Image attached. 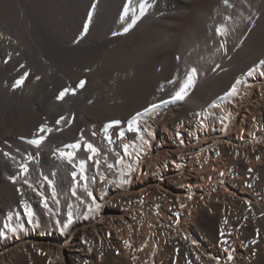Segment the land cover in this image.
<instances>
[{
    "label": "bare ground",
    "instance_id": "obj_1",
    "mask_svg": "<svg viewBox=\"0 0 264 264\" xmlns=\"http://www.w3.org/2000/svg\"><path fill=\"white\" fill-rule=\"evenodd\" d=\"M90 1L0 0V108L28 109L31 122L37 121L39 126L30 139L42 125L53 129L39 149L27 141L9 139L0 151V264H108V250L117 258L114 264H122V258L131 264L123 237L128 226L139 231L142 216L138 204L148 198L166 200L169 205L159 213L148 214L138 234L142 240L154 228L162 240L161 246L158 244L161 250L155 254L157 247L149 239L140 243L144 244L140 251H154L147 256V264L164 263L162 258L167 252L164 257L161 252L167 242L174 249L168 256L173 263L178 256L175 252L180 254L179 263L174 264H253L246 259L243 247L238 251L237 263L233 253L229 260L224 256L225 248L218 247L221 240L212 241L204 232L213 234L220 223L218 219L212 221L208 205L222 203H245L246 209L260 218L259 225L264 229V205L254 202L264 199V0H228L227 5L224 0H147L143 16L139 5L144 0H95L90 29L83 35L88 38L81 43L55 42L60 45L59 54L77 57L85 51L112 53L130 47L131 34L110 38L109 31L124 30L136 17L130 31H139L137 37H155L147 41L152 47L139 67L143 73L139 76L136 72L139 88L119 101L114 97L116 103L109 98L108 103L98 89L90 93V105L76 93L45 102L42 89L62 74L64 63L55 58L44 63L41 45L47 38L72 37L71 33H63L66 31L59 23L81 17V7ZM74 5L76 8H72ZM125 7L129 8L127 16ZM75 21L71 22L73 26ZM218 27L224 28V35L217 33ZM16 61L25 67L14 76H6V70ZM153 63H158V70L150 76ZM192 68L197 70L195 87L185 100L173 102V95ZM25 71L30 74L23 86L13 90L11 85ZM89 84L91 89L94 82ZM233 85L238 91L230 96ZM153 105L156 108L145 113ZM137 113L143 114L140 129L152 133L149 136L142 132L148 145L128 131ZM228 113L231 116L225 121V129L220 118ZM62 116L65 121L57 124ZM89 119L90 130L78 132V127ZM114 120L119 124L109 129V144L103 128ZM121 131L123 140L118 137ZM74 139L81 143L74 157L76 168L59 159L57 152L70 151L63 145ZM85 143L98 149L94 159L100 160L99 169L87 159L90 153L84 150ZM124 144L129 145L130 156L124 155ZM119 158L136 169L127 177L130 183L123 186L112 183L118 180L117 172L107 167ZM81 160L85 161L88 188L102 205L98 212L88 211L91 200L79 176L76 192L85 203L72 195V173L78 171ZM21 164L28 166L26 174L21 173ZM102 175L106 177L103 182ZM42 198L52 212L45 209ZM175 204L176 209L172 208ZM25 205L33 214L32 222L25 215ZM199 208L207 210L206 222L197 223ZM69 212L73 223L62 232L56 221L62 225ZM220 227L225 228L223 237L231 239V222ZM226 253L228 257L229 251Z\"/></svg>",
    "mask_w": 264,
    "mask_h": 264
},
{
    "label": "rangeland",
    "instance_id": "obj_2",
    "mask_svg": "<svg viewBox=\"0 0 264 264\" xmlns=\"http://www.w3.org/2000/svg\"><path fill=\"white\" fill-rule=\"evenodd\" d=\"M259 1H262V0H259ZM94 2H95V0H91L89 2V5L86 6L87 8L85 7L86 9L84 7H81V10L83 8V15H81V17H77V18L75 17L72 20V21H75L77 19L74 22V26L72 25V23H73L72 21H69L70 24L68 23L67 20H66V22L63 21L64 24H63V22L59 23L60 27L63 26L62 27L63 31H66L63 33H71L72 37L64 38V39H61L58 37H51L50 38V40L52 41L51 44H50L49 38H47L46 41H43L44 44L41 45L40 53L41 52L42 53L40 55L42 56L41 58H42V61L44 63L49 64V63H51V60H53L54 58L56 60L61 59L60 62H62V64L64 63V68L62 70V74L53 81L52 85L46 84L42 89L43 98H44L45 102H48L49 100L57 99L59 92L66 87L75 88V93L79 94L80 97H82L81 99L84 100L87 105H90V93L93 91H96V89H98L97 92H100L99 94L101 96H103V98L106 99L107 102L109 101V99H111L112 103H116L117 101L120 100V98H124L127 95H130L131 91L137 90L139 88L137 86H139V84H140V79H137V78L139 76H141V74L143 73L142 68H139V67H141V64L143 63V61H145L147 59V53L150 51V49H151L150 47H152V45L149 44L150 42L148 43L147 41L154 39L155 37H153V36L141 35V36L137 37V35H139V31H137L135 33V32H133L134 30H131V31L129 30L127 33H128V35L131 34L130 39L132 41V44L130 47L121 48V50L119 49L118 51H115L112 53L109 50H105L104 52H97V54L96 53H90V51H85L81 56H77V57H68V56L64 55L63 53L59 54L60 45L57 43L55 44V42L68 41V42L74 43L76 41H79L81 43V41H84L86 39L87 36L81 38L80 34L83 30V25L87 22L88 13L90 11L92 12V5H94ZM72 8H76L75 5ZM71 26H73V27H71ZM89 29H90V26H89ZM109 33H110V38L111 37L112 38H118V37L125 35V32L122 28L112 29L111 31H109ZM98 39L105 40L106 38L99 37ZM162 42H163V40L161 41V43ZM153 45H154V43H153ZM35 47H37V46L35 45ZM146 50H147V52H146ZM43 52H45V53H43ZM46 60L49 62H47ZM133 61H135V63H138V64H135ZM28 62H29L28 59L25 60V64H28ZM21 64H23L21 61L14 62V64L6 70V76H8V77L14 76L17 72L20 71V69H21L20 65ZM157 64L158 63H153L151 65L150 70L148 71L150 76H153L156 73V71L158 70ZM160 64L161 63H159V66H160ZM77 67H79V68H77ZM126 67H128V68L126 69ZM13 68L15 70H13ZM133 68H135V69H133ZM78 69H80V70H78ZM129 69L130 70L133 69V70L130 72ZM137 69H139V71ZM36 70L37 69H35V71ZM118 70H119V72H118ZM121 70H122V72H120ZM124 71H126V72H124ZM136 72H138L139 76L136 75ZM107 73H109V74H107ZM67 74H69V75H67ZM102 75H103V77L100 78V76H102ZM119 75L120 76L123 75V77L121 78ZM131 75H132V77H131ZM107 76H108V78H106ZM110 76H111V78H109ZM115 76H117V77H115ZM127 76H129L130 79H128ZM41 77H43V76H41ZM114 77H115V79H114ZM116 78H119L122 81L120 82V80H118ZM134 78L136 79L135 82H134V80H135ZM90 79H92V80L90 81ZM107 79H108V81H107ZM109 79H111V80H109ZM80 80L86 81L85 87L83 89L75 87L76 85H78ZM117 80H118V82H117ZM128 80H130V81H128ZM91 82H94V85L90 89L89 83H91ZM134 85H135V87H133ZM126 86L129 88H127ZM130 86H131V88H130ZM118 88H119V91L117 90ZM88 89H90V91H87ZM124 89H126V90H124ZM84 91L88 94H86ZM113 91H115V92H113ZM125 92H127V93H125ZM113 94H115V95H113ZM114 97L118 100L116 101L114 99ZM113 100H115V101H113ZM111 102H108V103H111ZM23 107H25V106H23ZM31 119H32V117L30 115V112L28 111V109H26V107L22 108V109H18V110H7L6 108H0V123H1L0 124V151L5 149L6 145L8 144L9 139H20L22 141H28L32 137V135L35 133V130L39 126L37 125V121L32 123ZM88 121H85L81 126L78 127V132H82L84 130H90V119ZM75 142H76V140L74 139L72 141L65 143L63 146L65 147V145L73 144ZM249 191L253 196V190L249 189ZM253 198H254V196H253ZM254 202H256V203L258 202L261 205H264L263 204L264 199H262V198L261 199L259 198L258 201L255 200ZM138 205L141 208L139 210L140 217L142 216V220H141L142 223L140 225H138L139 231L135 232L132 227L128 226L126 229V232L124 234V237H123V242L128 241L131 244V247H127L125 245L127 251L129 248V252H127V253H128V257L130 256L129 260H130L131 264L132 263L136 264L137 262L139 264H142L143 261H144L143 264H145V263L147 264V262H145L147 256L149 255V253L151 254L154 251L152 248L148 249L147 252L145 251V250H147L145 248L143 249V251H142V249L140 251V247L142 245H144V244L140 245V243L143 242L145 239H149L150 243L153 242L155 247H157L156 248L157 251L154 252V254H155L161 250L159 245L162 244V240L160 237L156 236V234L154 233V228L152 231L148 232L147 237H142V240L140 237H138V234H140L142 231L141 226L143 224L144 218L150 213L151 214L153 212L159 213V210L161 208H166L169 205V203L166 200L148 198V200H141V202ZM169 207H171V206H169ZM176 207H177L176 204L172 206V208H174V209H176ZM246 207H247V205L245 203L244 204H242V203L209 204L208 208H210V211L212 212V217H211L212 221L218 219V220H220V223L218 224V227L213 234L206 233V232H204V233L209 237V239H211L212 241H216L218 243L222 239L227 240L228 241L227 244H224V243H222L221 245L218 244V247H221V248L224 247L225 249H228V251L230 253H233V256L235 255V262L236 263H237V258H238V251L241 247H243V250L245 251V254H246L245 255L246 259H250V261H252L253 264H264V255H263L264 254V229L262 228L261 225H259L260 218L256 217L252 212L249 211V209H246ZM175 212L178 213L177 210ZM195 218H196L197 223L206 222V220L208 219L207 210H205V212H203L199 208L196 211ZM225 220H227V222H231L232 231H230L229 232L230 234L228 233V235H232L231 236L232 242H231L230 238H227V239H226V237L222 238L220 235V230H221L220 226L225 223ZM222 229H225V228L222 227ZM155 231H156V229H155ZM227 232H226V234H227ZM237 232L240 233L239 236H238ZM235 238L237 240L236 243L234 242ZM253 241H255V243H253ZM233 243L235 246H233ZM165 246H167V247L165 248ZM165 246H164L165 250L162 251L161 253H162V257H164L165 252H167V254H165V256L166 255L167 256H166V258H162V260L164 259V263L162 262V264L179 263V260H180L179 252L176 251V249H175V251H176L175 253L178 256L176 259L177 261H174V263H173V260H171L172 257L171 258H169V257L171 256L170 252L172 250L174 252V249L170 245L169 242H167L165 244ZM223 252H224V256L226 258H228L226 256L227 253L225 251H223ZM107 254L108 255H107L106 259L108 261V264L116 263L117 258L114 256V254L109 250H108ZM105 255H106V253H105ZM228 255H229V253H228ZM131 256H133L134 260L137 259V260H135L136 262L133 260V258ZM167 257H168V260H167ZM165 261H166V263H165ZM185 263H187V262L185 261ZM122 264H129L127 262L126 258H122Z\"/></svg>",
    "mask_w": 264,
    "mask_h": 264
},
{
    "label": "snow or ice",
    "instance_id": "obj_3",
    "mask_svg": "<svg viewBox=\"0 0 264 264\" xmlns=\"http://www.w3.org/2000/svg\"><path fill=\"white\" fill-rule=\"evenodd\" d=\"M130 2H131V0H129V3ZM224 3L227 5L228 0H224ZM147 6H148L147 0H144V2L139 5L140 16H143L145 14ZM92 8L95 9V5H92ZM128 11H129V8L125 7L124 16H127ZM92 15H93V13L90 11L88 13L87 22L83 25L81 38H83V35H86L89 31V25L92 21ZM121 19H123V17H121ZM136 22H137V18L134 17L132 19V23L124 28V32L127 33L130 30V28H132L136 24ZM216 31L220 35L225 34L223 27H218L216 29ZM0 38H3V37H0ZM76 42L78 43L79 41H76ZM10 58L11 57L9 56V59ZM5 63H8V60H5ZM20 67L24 68L25 66L23 64H21ZM29 74L30 73L28 71H25L11 85L12 89L16 90L17 88L22 87L24 84V81L27 79ZM249 75H251V72L249 73ZM262 75H264V73H262ZM196 77H197V70L195 68H192L190 70V72L187 74L184 82L179 87V90L176 91L175 94L173 95V97H172L173 102L183 101L186 99V97L189 95V90L195 87ZM36 79L39 80L40 77L37 76ZM236 83L239 84L240 81H237ZM85 84H86L85 80H80L78 85H76L75 87L83 89L85 87ZM237 91L238 90H237L236 86L233 85L229 95L234 96L237 94ZM69 94L75 95V88H73V87L64 88L63 90H61L59 92V94L57 96V100H63L65 98V96H67ZM213 107H218V105L214 104ZM155 108H156V105H153L151 108H146L145 113L152 112ZM142 115H143L142 113H137L136 116L132 117L131 121L129 122L128 131L134 132L136 134V136L140 139V141L142 142L143 145H148L149 141L147 139H145L142 132H147L149 136H151L152 133L147 128H144L143 130L140 129L139 121H140V117ZM230 116H231V113H228L225 116H222L220 118L221 123L224 125L225 129L227 128V124L225 123V121L229 120ZM65 119L66 118L62 116V117H60L59 120L56 121V123L60 124L61 121H65ZM118 124H119V121H114L112 123L105 125L103 128L104 138L106 140H108L109 144H111V142H112V138L109 135V129H111L115 126H118ZM52 131H53L52 128L47 127V125H42L38 129L37 135L33 139L28 140L27 143L30 145H33L35 148L39 149L44 144V142L47 138V135L50 134ZM93 135H96V133H93ZM118 137L121 140H123L124 139V132L123 131L119 132ZM81 139H83V138H81ZM123 147H124V155L130 156L131 153H129V151H128L129 145L124 144ZM65 148L69 149L70 151L57 150L58 158L66 160L69 164H72L73 168H76L77 165L74 163V157H75L76 151H78L81 148V143L77 142V143H73V144H67V145H65ZM84 150L86 152L90 153V155L87 157V159L89 161H93V163L95 164V167L97 169H99L101 162L99 159H94L96 156L99 155L98 149L91 143H85L84 144ZM5 155H8V153H5ZM29 159H30V157H29ZM257 160H259V157H257ZM139 162H140L139 154H137L136 163L139 164ZM107 167L109 169L115 170L117 172L118 180L112 181V183H116L118 186H123V185L130 183V180L127 179V177H130L132 175V173L136 170L132 164H125L123 158L117 159L115 161V164L109 163L107 165ZM20 171H21V173L26 174L28 172V166L26 164H21L20 165ZM249 171H252V169H249ZM77 176H79V180L84 181L83 191L87 194V196L91 200V203L87 205L88 211L89 212H92V211L98 212L101 209L102 205L97 202L96 198L93 196L92 191H90L88 188V184H87L88 177L85 175V161H83V160H81L79 163L78 171H74L72 173V180H73L72 195L76 196V198L78 200H80L81 203H85V201L81 197L77 196L76 186L79 183V181L77 180ZM11 179H12V182L15 183V179L14 178H11ZM104 179H106V177L102 175L101 181L103 182ZM93 182H94V178H93ZM29 187H31V185H29ZM17 191H19V189H17ZM42 203H43L45 209H47L49 212H52V209L48 208L47 202L44 201L43 198H42ZM181 207H183V205H181ZM25 215L29 218V222H32L31 218H32L33 214L31 212V210L28 209L27 205H25ZM53 215H55V213H53ZM72 223H73L72 212L68 213L67 220L62 225H61V221H59V220L56 221L57 226L61 228L62 232L66 231L72 225ZM225 223H227V220H225ZM220 235L222 238L225 235L223 229L220 230ZM221 242L224 244L228 243V241L224 240V239H222ZM124 243L127 247H131V244L128 241H125ZM253 243H255V241H253ZM225 251L228 252V249H225ZM232 258H233L232 254L229 252L228 259L231 260Z\"/></svg>",
    "mask_w": 264,
    "mask_h": 264
}]
</instances>
